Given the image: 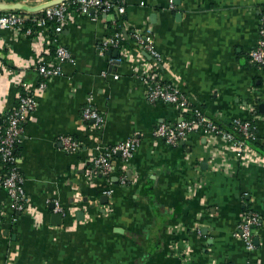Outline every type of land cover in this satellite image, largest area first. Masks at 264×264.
Instances as JSON below:
<instances>
[{
  "label": "crops",
  "instance_id": "obj_1",
  "mask_svg": "<svg viewBox=\"0 0 264 264\" xmlns=\"http://www.w3.org/2000/svg\"><path fill=\"white\" fill-rule=\"evenodd\" d=\"M124 2L123 19L72 14L63 25L58 39L73 60L37 94L15 147L25 209L13 214L0 190V264H264V155H241L199 128L175 147L155 138L159 123L189 114L148 101L147 55L131 49L110 63L116 51L99 50L109 21L120 19L123 36L150 27L158 78L219 125L253 120L264 147V72L248 58L264 0ZM38 53L31 37L0 29V110L15 104L19 82L36 87ZM86 104L101 125L81 120ZM134 134L128 161L111 155L110 180L85 174L99 152ZM65 135L76 152L61 148ZM247 211L263 219L250 251L237 231Z\"/></svg>",
  "mask_w": 264,
  "mask_h": 264
},
{
  "label": "built area",
  "instance_id": "obj_2",
  "mask_svg": "<svg viewBox=\"0 0 264 264\" xmlns=\"http://www.w3.org/2000/svg\"><path fill=\"white\" fill-rule=\"evenodd\" d=\"M48 1L50 0H0V2L8 4L20 2L30 6ZM124 1L119 0L120 3L114 4L111 0H68L43 8L39 11L41 12L40 15L33 16L31 14L36 13L13 9L0 10V29L31 37L39 50L36 63L38 73L36 87L31 90L26 82H19L15 104L0 110V190L5 193L8 206L13 214L23 211L27 201L23 187L24 179L18 169V157L15 154V147L22 132V120L28 113L35 110L37 106L36 96L44 91L47 80L61 73L63 63L73 60L70 52L58 39L63 25L72 14L84 15L92 19H96L102 13L121 15L124 13ZM111 9L113 12H110ZM26 21L30 22L29 26H25ZM51 21L54 22L51 24ZM132 36L135 44L132 49L140 55H147L149 58L145 75L142 76V80L146 84L148 101L172 104L179 109L181 114H189L178 122L159 123L153 130L155 138L175 147L186 138L188 133L199 128L204 135H215L226 140L241 155L256 152L247 141L249 139L256 141L257 138L253 120L233 119L230 123L233 132L221 128L217 123L207 118L197 106L192 105L176 86L172 83L162 82L158 78L156 68L161 63V56L153 45L150 27L134 29ZM110 47L116 51V55L109 58L110 63L121 62L126 52L131 50L119 46V39L113 36L104 38L99 50L103 52ZM248 58L250 62L264 72V19L259 27L257 42L248 52ZM81 120L91 121L94 126H99L102 124L103 118L94 107L86 104L81 110ZM59 143L67 153H74L80 148L76 139L66 135L59 138ZM137 146L138 138L134 134L109 149L99 152L92 159L91 165L85 169V174L88 177L99 175L110 180L112 173L111 155L118 152L123 161H128L133 156ZM124 182V177H120V183ZM55 210L58 211L59 207L55 206ZM261 223H263V219L257 213L247 211L238 224V236L248 251L254 249V231Z\"/></svg>",
  "mask_w": 264,
  "mask_h": 264
},
{
  "label": "trees",
  "instance_id": "obj_3",
  "mask_svg": "<svg viewBox=\"0 0 264 264\" xmlns=\"http://www.w3.org/2000/svg\"><path fill=\"white\" fill-rule=\"evenodd\" d=\"M112 3L114 4H117V3H120L119 0H111ZM124 7H126V3L124 2ZM110 12H113V9L110 10ZM41 12L39 13H36V14H31V16L33 15H40ZM124 14H122V19H123V16ZM54 21H51L50 23L52 24ZM30 25V22L26 21L25 22V26H29ZM107 28H108V34H107V37H114V38H118L119 39V46H123L125 47L126 49H132L135 47V44H134V39H133V36H132V33H133V30L132 32H130V35H126V36H123L121 34V25H120V19L117 18L114 22H111L109 21L107 23ZM116 36V37H115ZM115 50L114 48H108L106 49L105 51H113ZM256 110V108H255ZM219 125V124H218ZM221 128L229 131V132H233V127L231 124H229L228 126H224V125H219ZM249 145L252 146V148H254L257 152H259L260 154H263L264 155V147L260 144H258L256 141H253V140H247ZM16 154V152H15Z\"/></svg>",
  "mask_w": 264,
  "mask_h": 264
},
{
  "label": "water",
  "instance_id": "obj_4",
  "mask_svg": "<svg viewBox=\"0 0 264 264\" xmlns=\"http://www.w3.org/2000/svg\"><path fill=\"white\" fill-rule=\"evenodd\" d=\"M62 1H68V0H50L48 2L33 5V6L23 4L20 2H15L13 4L0 2V10H12L13 9V10H20V11L29 12V13H37V12L41 11L43 8L57 4V3L62 2ZM115 55H116V52L113 53V56H115ZM263 108H264V104H259V109L261 112H264ZM182 143H183V141L180 142V144H182ZM58 217L59 216H57L56 218H58ZM254 241L256 242V240H254Z\"/></svg>",
  "mask_w": 264,
  "mask_h": 264
}]
</instances>
